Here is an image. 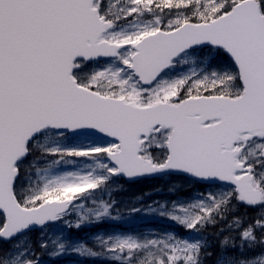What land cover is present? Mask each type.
I'll return each instance as SVG.
<instances>
[{
  "label": "snow or ice",
  "instance_id": "1",
  "mask_svg": "<svg viewBox=\"0 0 264 264\" xmlns=\"http://www.w3.org/2000/svg\"><path fill=\"white\" fill-rule=\"evenodd\" d=\"M156 177L197 189L146 206L173 231L62 235ZM70 248L264 264V0H0V264Z\"/></svg>",
  "mask_w": 264,
  "mask_h": 264
},
{
  "label": "rangeland",
  "instance_id": "2",
  "mask_svg": "<svg viewBox=\"0 0 264 264\" xmlns=\"http://www.w3.org/2000/svg\"><path fill=\"white\" fill-rule=\"evenodd\" d=\"M121 219L126 220L127 223H129L132 220V218L130 216H126V215H122Z\"/></svg>",
  "mask_w": 264,
  "mask_h": 264
},
{
  "label": "trees",
  "instance_id": "3",
  "mask_svg": "<svg viewBox=\"0 0 264 264\" xmlns=\"http://www.w3.org/2000/svg\"><path fill=\"white\" fill-rule=\"evenodd\" d=\"M133 188H135V189H139L137 186H133ZM252 213H249V215H251Z\"/></svg>",
  "mask_w": 264,
  "mask_h": 264
}]
</instances>
